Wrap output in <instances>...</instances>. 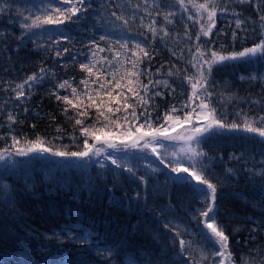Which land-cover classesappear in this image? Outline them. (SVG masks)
I'll use <instances>...</instances> for the list:
<instances>
[{
    "label": "trees",
    "instance_id": "trees-1",
    "mask_svg": "<svg viewBox=\"0 0 264 264\" xmlns=\"http://www.w3.org/2000/svg\"><path fill=\"white\" fill-rule=\"evenodd\" d=\"M185 3L188 11L177 0H85V11L71 22L26 29L21 25L31 23L29 17L71 4L0 0L5 8L0 12V136L5 137L0 149L11 144L12 136L35 139L39 135L44 147L81 150L84 137L75 126L78 114L72 105L57 101L56 95L74 99L72 89L76 88L83 98L93 88L99 90L100 83L109 82L115 92L114 75L124 87L125 76L119 68L131 69L133 51L141 60L139 82L148 85V104L137 112L147 111L153 128L175 125L168 130L172 135L190 128L183 117L184 111H191L185 108L192 93L189 79L196 82L199 78L198 65L193 67L197 48L210 57L209 49L226 54L258 43L264 33V4L218 0L215 24L205 37L201 24L207 28L206 14L197 15L192 4ZM101 36L106 39L100 40ZM91 41L105 49L97 52L95 67L89 61L96 51ZM125 41L126 54L120 47ZM137 43L148 56L135 47ZM116 52L125 58L117 59ZM81 64H89L93 73L99 69L102 79L90 77ZM42 68L44 78L31 88L25 86L24 96L17 99L16 85L29 75L39 76ZM84 80L97 82L86 91ZM65 81L68 86L59 88ZM208 90L218 117L241 125L239 130H223L198 145L207 154L201 159L208 178L217 185V217L229 237L231 260L224 264H264V138L242 130L245 117H256L255 126L264 127L258 119L264 115V56L214 65ZM139 95L144 97L143 87ZM173 108L180 125L164 120ZM9 115L14 121L8 120ZM95 118L93 109L84 126ZM118 122L124 124L122 118ZM144 122L145 117H140L135 126ZM193 122L201 123L195 117ZM96 127L103 128V124ZM96 135L122 139L115 128H104ZM162 144L146 150H106L104 155L111 153L122 167L91 154L78 159L51 152L13 153L0 160V264H211L214 259L220 264L222 258L212 255L218 246L203 235L199 213L206 207L204 195L196 190L195 182L177 183L171 172L170 162L177 158L172 154L184 145L167 140ZM188 163L185 160L184 166ZM181 239L187 242L186 252H181Z\"/></svg>",
    "mask_w": 264,
    "mask_h": 264
},
{
    "label": "snow or ice",
    "instance_id": "snow-or-ice-1",
    "mask_svg": "<svg viewBox=\"0 0 264 264\" xmlns=\"http://www.w3.org/2000/svg\"><path fill=\"white\" fill-rule=\"evenodd\" d=\"M57 4L68 5L71 7L60 6L55 8H49L46 13L41 15H36L34 17H29L31 23L25 22L21 25L22 28L32 29L41 28L44 25H63L65 22H71L74 18H78L79 14L85 11L84 5L85 0H56ZM188 3L192 4L195 8L196 14L203 17L205 14L207 16V28L204 24H201V32L203 36L207 37L210 34L214 24L215 18L218 11V0H206L205 3H195L194 0H188ZM260 3L264 4V0H260ZM178 6L184 11H188V6L185 0H177ZM5 10L4 6H0V12ZM115 16V13H112ZM171 15V14H170ZM192 17L189 16V19ZM117 20L122 19V17L116 16ZM264 21V17H261ZM127 23V21H125ZM171 23V20H168ZM237 27L241 25L239 19L236 20ZM187 27V26H186ZM153 34L155 35V29L153 28ZM167 35V33H165ZM235 36V33L233 34ZM200 38V33L197 34V39ZM67 39V37H64ZM105 36H101L100 40H105ZM119 43V42H118ZM90 44L96 49L92 52L91 57H89L90 64L95 67L97 65L96 55L97 52H103L105 49L100 48L95 41H91ZM123 53L126 54L129 51L128 43L125 41L120 44ZM137 49L144 56H148V52L140 46L139 43L135 45ZM65 52L68 50L65 49ZM211 52L210 57H206L205 53L200 51L199 47L197 52L193 55V60L195 63L193 67H197L199 78L196 82L191 83L192 93L189 96V103L185 105V108H190L191 111H184L183 121L186 124H191L190 128L184 129L177 132L175 135L169 134L168 129L164 126L160 128H153L151 121L148 119L149 113L147 111L137 112V109L143 105L148 104V85H141L139 82L138 72L140 70L141 60L136 52H132L131 69L127 72L123 67L119 68V73L125 76L126 85L121 86V80L116 79L115 75L113 79L115 80V92L113 90L114 86L109 83H100L99 90L93 88L90 94H87L83 98L77 93V89L73 88L72 93L74 99H69L67 96L56 95L57 101H63L66 105H72L74 110L77 112L78 117L75 119V126H79V131L84 137L83 146L81 150L78 151H66V150H53L52 147H44V139L37 135L35 139H29L26 136H12L11 144L8 147L0 149V160L5 159L6 156H11L13 153L20 156H27L29 153H46L51 152L55 156L59 157H74V158H86L91 155L104 156V159H111L112 164L117 165V167H122L120 162L112 158V154H105L106 148L118 151L121 149L139 148L141 150H146L153 144H159L163 146L162 141H179L182 142V146L179 153H173L172 155L177 158L173 159L171 163V172L175 173V181L177 183H192L195 182L196 190L204 195V202L206 207L204 210L200 211V222L204 227V238L209 241L213 246H218V251L212 253L216 258H222L220 264H224V260H231V253L229 252V237L226 235L224 228L221 226L217 213L219 212V206L216 204L217 200V185L212 183L208 178L207 165L203 164L202 157L207 154L201 151L198 145L201 141L207 137L218 134L223 130H239L241 125L237 123L228 124L221 120L217 115V109L211 105L210 98L212 92L208 90L209 76L214 65L226 63L228 61H248L257 54L264 56V33H262V38L258 43H255L251 47H245L240 51H232L230 53L222 54L220 51H215L209 49ZM60 55V53H57ZM117 59H124L125 55L121 52H116ZM109 65L111 62H108ZM80 68L87 72L89 76L97 75V80L102 79L97 69V73H93L92 67L89 64H81ZM45 70L42 68L40 70V75L36 74L29 75L23 84L16 85V96L17 99L24 96V88L27 86L31 88L34 83L39 82L44 78ZM97 81L84 80L82 83L85 86V90H88L90 83L95 84ZM149 83H152L151 81ZM158 83V82H157ZM166 83V82H165ZM68 86V81H65L58 85L59 88H65ZM143 87L144 97L141 98L139 95V89ZM103 93V94H101ZM156 95H159L157 93ZM106 97V99H105ZM199 100L200 103L196 104L195 101ZM133 101V103H129ZM95 110L96 118L93 120L92 124L89 126H84V121L88 118L89 112ZM184 110V109H181ZM176 109L173 108L172 112L164 116L165 122L174 121L175 124H181V118L175 116L174 113ZM65 114L67 115V108H65ZM115 117V118H113ZM140 117H145V122L141 123L139 126L136 125V121ZM193 117L196 118L199 126L196 122H193ZM123 119L124 124L122 125L118 121ZM53 119H55L53 117ZM259 121L264 124V115L260 116ZM9 121H14V117L9 115ZM256 117L248 118L245 117L242 130L258 134L260 137L264 138V127H257ZM97 123L103 124V128L96 127ZM33 127H35L33 125ZM104 128L112 129L115 128L118 131V135L122 139L117 140L111 136H97V132H103ZM148 128L150 131H142V129ZM134 129V130H133ZM59 131V129H58ZM89 137H91V143H89ZM5 137L0 136V140H4ZM76 137H73L75 141ZM100 145V146H97ZM153 154L157 153V149L152 147ZM157 158L160 159L161 163L164 160L161 155L157 154ZM189 161L188 166H184V161ZM168 167V165H165ZM155 170V169H154ZM129 173L133 172L132 168H127ZM231 172V169L227 170ZM143 181L144 177H140ZM169 227V225H165ZM181 246V252H186V241L181 239L179 241ZM203 259V253H202ZM192 264H198V262L193 261ZM211 264H216V260H212Z\"/></svg>",
    "mask_w": 264,
    "mask_h": 264
},
{
    "label": "rangeland",
    "instance_id": "rangeland-1",
    "mask_svg": "<svg viewBox=\"0 0 264 264\" xmlns=\"http://www.w3.org/2000/svg\"><path fill=\"white\" fill-rule=\"evenodd\" d=\"M174 127H175V125H170V126H169V129L171 130V129H173ZM169 129H168V130H169ZM106 150H108V149L106 148Z\"/></svg>",
    "mask_w": 264,
    "mask_h": 264
}]
</instances>
